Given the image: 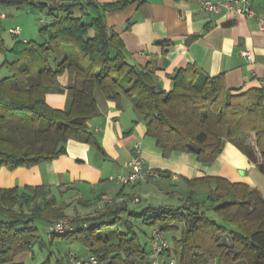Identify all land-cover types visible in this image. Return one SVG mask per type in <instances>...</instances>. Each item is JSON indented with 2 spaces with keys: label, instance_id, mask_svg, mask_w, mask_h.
<instances>
[{
  "label": "trees",
  "instance_id": "16d2710c",
  "mask_svg": "<svg viewBox=\"0 0 264 264\" xmlns=\"http://www.w3.org/2000/svg\"><path fill=\"white\" fill-rule=\"evenodd\" d=\"M5 1L45 9L52 20L39 29L42 41L17 39L7 46L0 38V66L7 70L0 72V167L50 161L65 152L69 139L96 143L87 122L96 113L93 90L98 86L107 98L132 103L146 133L164 154L192 152L210 163L229 141L264 174L262 88L235 92L220 76L203 77L198 68L189 67L178 69L171 88L164 90L151 71L125 59L120 37L99 13L91 14L99 7L94 1ZM122 5L104 4L102 9ZM70 66L76 78L70 108L51 107L45 96L63 91L57 76ZM202 182L212 184L204 206L193 197L178 207L147 205L140 210L129 209L126 200L115 201L95 214L71 217L70 230L49 232L83 243L101 264H152L151 252L135 228L142 220L162 233L179 228L169 249L176 264H264L261 192L221 176L196 178L189 184ZM68 204L44 185L0 188V264L26 251L33 253L35 243L43 245L36 221L44 219L50 225L67 217ZM207 209L216 218L208 216ZM40 264H51L49 257Z\"/></svg>",
  "mask_w": 264,
  "mask_h": 264
},
{
  "label": "crops",
  "instance_id": "0c3cea01",
  "mask_svg": "<svg viewBox=\"0 0 264 264\" xmlns=\"http://www.w3.org/2000/svg\"><path fill=\"white\" fill-rule=\"evenodd\" d=\"M41 1L52 3L59 0ZM91 1L99 6L91 9V14L96 16L99 13L104 23L122 40L125 59L151 71L164 90L171 88L172 77L178 69L194 67L203 77L220 76L226 88L232 91L257 87L264 91V0H253L255 14L252 16L233 15L223 9L206 10L203 8V1L206 0ZM121 3V7L102 9L104 4ZM12 4L0 0L1 39L4 31L9 33L11 28L19 26L17 21L20 19L16 15L21 11L11 7ZM22 40L29 39L23 37ZM244 49L250 52V58L241 54ZM57 81L63 91L47 93L46 102L51 107L68 110L71 89L76 83L75 68H65L57 76ZM93 97L96 113L87 122V128L96 143L69 139L65 152L50 161L15 169L1 166L0 188L48 187L58 201L69 203L65 218L70 220L71 225V217L95 214L115 201H122V198L127 201L128 208L134 210L147 205L173 207L168 193L173 194L174 191L166 190L165 179L172 181L176 187L189 188L187 196L176 192L178 198L185 200L184 203L191 197L195 198L196 191L207 195L212 184L202 182L194 187L189 184L193 179L207 176H221L232 182L246 183L256 187L264 197V174L229 141L224 142L219 156L210 163L199 161L192 152L173 150L164 154L155 139L146 133L142 117L127 98L117 103L107 98L98 86L94 87ZM135 144L139 145L143 170L147 174L134 182L120 184L114 177L129 173L124 163L131 157ZM134 185L137 189L129 188ZM135 197L138 200H133ZM133 202L143 206L135 209L131 206ZM153 230L154 227H151L148 233L144 232L145 239L139 236L150 252ZM179 234V228L174 229L170 238ZM166 235L163 232L172 249ZM81 244L84 246L82 252L75 253V257L87 258L90 254L87 247ZM25 256L33 257L34 253L23 252L14 261L2 264H21ZM58 262L62 263V260ZM161 264H167L166 254L161 257Z\"/></svg>",
  "mask_w": 264,
  "mask_h": 264
},
{
  "label": "rangeland",
  "instance_id": "374dc122",
  "mask_svg": "<svg viewBox=\"0 0 264 264\" xmlns=\"http://www.w3.org/2000/svg\"><path fill=\"white\" fill-rule=\"evenodd\" d=\"M15 10H20L21 13L16 15L17 19H20L17 21V24L20 26L21 31L20 34L17 36L12 35L11 33H8L7 31L3 32V39L7 46H11L15 40H21L23 37H26L27 39H34L36 41H42V37L39 33V27L51 22L52 16L50 14L46 13V10H40L39 8L32 7L29 3H24L22 6H16L14 4L10 5ZM30 6V7H29ZM26 8L25 10L21 8ZM28 8H31L28 10ZM21 16V18L19 17ZM10 18L13 16H9ZM10 57V56H9ZM4 59V56L0 55V63ZM1 68V75L6 74L7 70L5 66H0ZM249 141L252 143L251 139ZM240 152L243 154V152L240 150ZM244 155V154H243ZM240 174V171H238ZM166 181V190L170 191L173 190V194L168 193V195L172 198L171 205L173 207H178L182 203H184V199H180L177 197V193H180L181 195L187 196L189 194V188L188 187H176V184H174L169 179H165ZM137 189V185H134L132 187H129L130 189ZM167 193L164 194L166 196ZM206 195L204 192L196 191L195 198H193L192 201L199 202L201 205L206 202L205 201ZM209 204V203H208ZM131 206L135 209H139L143 206L142 203H131ZM204 206V204H203ZM208 216L216 218L214 213L211 209L206 210ZM132 221L134 219L130 218ZM36 225L38 226L39 233L41 238L43 239L44 244L35 243L33 245V253L34 256H25L23 259V264H40L42 261L46 260L47 257H49L51 264H58V260H62V263L59 264H73L74 259H71L70 257V250H72L73 253L82 252V247H84L79 241H70L67 239H63L60 237H53L47 227V222L44 219H38L36 221ZM135 228L140 236L141 239L146 238V233H148L151 229L150 225H147L142 222V220H138L135 223ZM176 230V229H175ZM174 231V230H173ZM166 237L169 236L170 244L172 243L171 237V231L166 232ZM229 239H226L228 241ZM144 241V240H143ZM146 246L148 244L146 243ZM149 249V248H148ZM81 256V255H80Z\"/></svg>",
  "mask_w": 264,
  "mask_h": 264
},
{
  "label": "built area",
  "instance_id": "2783aa9c",
  "mask_svg": "<svg viewBox=\"0 0 264 264\" xmlns=\"http://www.w3.org/2000/svg\"><path fill=\"white\" fill-rule=\"evenodd\" d=\"M77 2H87L88 0H74ZM253 0H222L220 2H212L209 0L203 1V8L206 10L226 12L233 15L252 16L255 14L253 7ZM11 33L18 35L20 33V26H15L9 30ZM241 54L250 58L248 50H241ZM124 165L129 168L127 174H117L114 180L120 184H127L134 182L137 178L146 175L143 170L142 159L140 155V148L138 144L133 146V152L128 161ZM124 200V198H122ZM133 200H138L135 197ZM71 229V222L67 218L54 221L48 226V230L54 234H59ZM150 246L152 252V264H161V257L166 254L167 264H176L175 257L169 247L168 241L163 237L160 230H153L150 237ZM71 256L75 253L71 252ZM74 264H101L100 261L93 255L87 258L74 257Z\"/></svg>",
  "mask_w": 264,
  "mask_h": 264
},
{
  "label": "water",
  "instance_id": "95a60500",
  "mask_svg": "<svg viewBox=\"0 0 264 264\" xmlns=\"http://www.w3.org/2000/svg\"><path fill=\"white\" fill-rule=\"evenodd\" d=\"M158 87H160V86L158 85Z\"/></svg>",
  "mask_w": 264,
  "mask_h": 264
}]
</instances>
